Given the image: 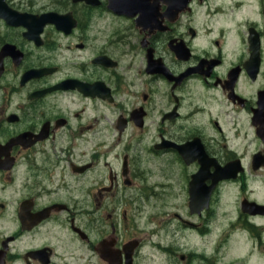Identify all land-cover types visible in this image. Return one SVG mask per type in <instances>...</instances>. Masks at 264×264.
I'll use <instances>...</instances> for the list:
<instances>
[{"label":"flooded vegetation","instance_id":"obj_1","mask_svg":"<svg viewBox=\"0 0 264 264\" xmlns=\"http://www.w3.org/2000/svg\"><path fill=\"white\" fill-rule=\"evenodd\" d=\"M260 172L264 0H0V264H255Z\"/></svg>","mask_w":264,"mask_h":264},{"label":"rangeland","instance_id":"obj_2","mask_svg":"<svg viewBox=\"0 0 264 264\" xmlns=\"http://www.w3.org/2000/svg\"><path fill=\"white\" fill-rule=\"evenodd\" d=\"M152 182V179L150 180V183ZM253 190H254V194H255V197L257 200L259 201H264V172H260L259 173V176H257V181L253 184ZM233 200V197L230 195L229 196H225L224 198V205H225V208L226 210H228L230 208V204L231 201ZM116 207L114 206V217H115V224H116V228L118 227V231L116 233V235H119L121 238H128V237H132V238H146V234H142V233H134V235L132 234V232L134 231V229L132 228V225H131V219H133L135 221L134 225H138L139 228L142 227V224H144L142 222V220H138L135 216H136V213L138 211V203H128L127 206H125L126 208V211H127V218L129 217V221L127 222V225H128V232L126 233H123L122 231V227L123 225L120 223L121 220H120V213H121V204L119 203H115ZM152 205H154V207L156 205H158V203H150L149 204V210L152 211L153 208H152ZM156 208V207H155ZM142 215V214H141ZM230 215V214H228ZM148 227H150L149 225L147 226H144V229H148ZM128 234V235H127ZM241 235V234H240ZM127 236V237H126ZM263 240H264V236L262 237ZM154 243L155 241H158L160 242L161 244H165L168 242V240H165L161 237H156V238H152ZM151 239V240H152ZM150 241V240H149ZM146 244V245H145ZM144 246L140 249V251L138 252V254H136L135 256V263L137 264H168L167 263V260H162L161 257L158 256V253L154 250L152 251V249L150 248V246L153 244V243H145ZM248 247L249 246V243L244 240V238L242 236L239 237V242L237 244V247L235 249V252L234 254L232 255H226V259L228 258H232L236 256V251L239 250V249H242L245 245ZM261 249V248H260ZM242 251V250H241ZM262 254L264 256V253L263 252H259L258 250L256 251V254L259 255ZM241 255V254H239ZM243 256V255H242ZM142 258H144V260H142ZM255 264H264V258H260V259H256V262Z\"/></svg>","mask_w":264,"mask_h":264},{"label":"water","instance_id":"obj_3","mask_svg":"<svg viewBox=\"0 0 264 264\" xmlns=\"http://www.w3.org/2000/svg\"><path fill=\"white\" fill-rule=\"evenodd\" d=\"M76 1H85V2H87L88 0H76ZM128 1H130V0H128ZM112 8H113V10H116L115 11L116 13H123V14H126V15L129 14V13H127L128 12V8H129V6H127V5H125V7H121L122 9H120V7H112ZM129 16H131V15L129 14ZM129 264H130V261H129Z\"/></svg>","mask_w":264,"mask_h":264}]
</instances>
